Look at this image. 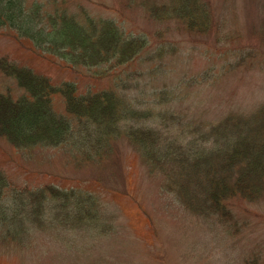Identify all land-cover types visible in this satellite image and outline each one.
<instances>
[{
	"label": "trees",
	"instance_id": "obj_1",
	"mask_svg": "<svg viewBox=\"0 0 264 264\" xmlns=\"http://www.w3.org/2000/svg\"><path fill=\"white\" fill-rule=\"evenodd\" d=\"M66 4L0 0V34L25 41L37 55L96 81L117 77L113 71L123 73L153 46L148 60H160L167 52L162 32H130L121 22L94 18L84 9L71 11ZM123 7L142 11L153 25L171 24L189 40L214 35L219 27L204 0H124ZM260 29L250 37L264 46V20ZM0 75L21 92L13 96L0 86V141L16 152L72 146L84 163L94 165L97 157L112 171L116 166L106 164L116 158L113 143L123 136L147 174L163 177V193L191 216L214 219L228 236L239 233L233 204L264 197V105L204 124L140 109L141 104L113 90L77 94L74 83L54 85L6 58H0ZM166 91L150 94L152 106L167 101ZM55 99L63 110L55 109ZM106 213L94 195L79 188H17L0 172L3 246L25 245L33 233L115 234L114 216Z\"/></svg>",
	"mask_w": 264,
	"mask_h": 264
},
{
	"label": "rangeland",
	"instance_id": "obj_2",
	"mask_svg": "<svg viewBox=\"0 0 264 264\" xmlns=\"http://www.w3.org/2000/svg\"><path fill=\"white\" fill-rule=\"evenodd\" d=\"M57 1L67 3L71 11L84 9L94 18L121 22L130 32H162L167 52L160 60H148L153 46L123 73L113 71L117 77L99 81L84 71L73 74L37 55L27 42L1 34L0 58L54 85L72 82L77 94L113 90L141 104L140 109L180 115L184 121L215 124L264 105V46L250 37L262 30L264 0H204L213 7L219 27L216 34L193 40L171 24L149 23L138 9L125 10L124 0ZM12 83L0 75L1 91L9 88L17 96L21 92ZM163 89L167 101L152 106L150 94ZM54 105L63 110L59 100ZM113 145L117 156L106 164L116 166L111 171L99 165L97 157L94 165L84 163L72 146L16 152L0 141V172L15 187L53 185L91 193L114 216L117 231L105 237L33 233L25 245L0 244V264H264V197L252 204H233L239 233L228 236L214 219L191 216L163 193V177L147 174L123 136Z\"/></svg>",
	"mask_w": 264,
	"mask_h": 264
}]
</instances>
